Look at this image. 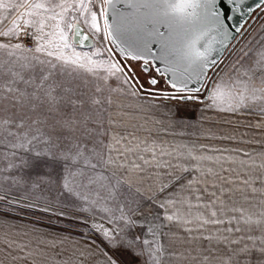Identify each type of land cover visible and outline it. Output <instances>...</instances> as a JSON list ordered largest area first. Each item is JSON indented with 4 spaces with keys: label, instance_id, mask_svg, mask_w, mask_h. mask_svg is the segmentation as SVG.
Returning a JSON list of instances; mask_svg holds the SVG:
<instances>
[{
    "label": "snow or ice",
    "instance_id": "obj_1",
    "mask_svg": "<svg viewBox=\"0 0 264 264\" xmlns=\"http://www.w3.org/2000/svg\"><path fill=\"white\" fill-rule=\"evenodd\" d=\"M0 9V264H264V150L164 139H235L189 102L264 134V38L218 59L264 0Z\"/></svg>",
    "mask_w": 264,
    "mask_h": 264
},
{
    "label": "crops",
    "instance_id": "obj_2",
    "mask_svg": "<svg viewBox=\"0 0 264 264\" xmlns=\"http://www.w3.org/2000/svg\"><path fill=\"white\" fill-rule=\"evenodd\" d=\"M252 37L253 36H251V38ZM243 48H245V46H243ZM239 54L240 52L236 55V57ZM236 57L234 58L233 61H235ZM156 103L167 104L169 102L168 101H156ZM172 103H175V102H172ZM193 105L194 104H192L191 102L187 104L182 103L180 105L178 109V120L181 123L191 124L194 127H199L202 124L204 129L211 128L217 137L218 135L230 134V135H233L235 139L232 141H227V140H220V139L208 140L203 137L196 139L195 137H171V136H165L164 139L177 142V143H180V142L189 143V144L196 143L197 145L207 144L211 146H260L259 144H256V143L248 144V143H242L241 141L242 140L247 141L250 138L264 140V134H261L259 129L254 130L250 128V125H255L261 121L262 118L258 116L257 114H254V115H250L246 113L237 114V115L217 114L214 111L205 110V109H199L195 112ZM204 115L212 117L213 120L212 121L203 120L202 117ZM225 120H231L234 123L227 124V123H224ZM216 121H219V123H216ZM98 222H103V221H98ZM96 238L97 240L100 239V237L98 236ZM145 259L146 257L141 258L140 264H144ZM149 264H150V261H149Z\"/></svg>",
    "mask_w": 264,
    "mask_h": 264
},
{
    "label": "rangeland",
    "instance_id": "obj_3",
    "mask_svg": "<svg viewBox=\"0 0 264 264\" xmlns=\"http://www.w3.org/2000/svg\"><path fill=\"white\" fill-rule=\"evenodd\" d=\"M3 14H5V13L3 12L2 9H0V15H3ZM246 35H247V37L243 40L242 45L240 46L238 51H236V53L233 55L231 60L226 64L224 69H226L227 67H229L231 65V62L234 60V58L240 52V49L243 48V46H245V48L256 46V45H258V42L261 40V38H264V14H261L258 17V19L255 21V23L249 28V30L247 31L245 36ZM251 36H253V37L251 38ZM253 38H254V40H253ZM237 58H238V56L236 57V59ZM234 62L235 61H233L232 63H234ZM136 71L138 74H141L138 66H137ZM193 106H194L195 112L199 109H205V106L203 104H194ZM246 114L254 115V114H256V112H251V113H246ZM218 136H221V135H218ZM216 140H218V139H216ZM215 147H219V148H242V149H246V150L255 149L256 151L264 150V149H261V146H215Z\"/></svg>",
    "mask_w": 264,
    "mask_h": 264
},
{
    "label": "water",
    "instance_id": "obj_4",
    "mask_svg": "<svg viewBox=\"0 0 264 264\" xmlns=\"http://www.w3.org/2000/svg\"><path fill=\"white\" fill-rule=\"evenodd\" d=\"M249 4H251L253 6V8H255V4L258 2V0H248ZM261 15L260 12H256L255 15H252L250 17H246V19L249 20V23L247 25V28L245 29L244 32L242 33H235L234 32V39L231 41V47L225 51L220 57H218V59H224L227 55H229L233 49L236 47V45L241 41V39L245 36V34L247 33V31L249 30V28L255 23V21L258 19V17ZM236 22L233 21V24H235ZM240 23H243V21L241 20ZM135 63V62H133ZM216 73H213V76H215Z\"/></svg>",
    "mask_w": 264,
    "mask_h": 264
},
{
    "label": "trees",
    "instance_id": "obj_5",
    "mask_svg": "<svg viewBox=\"0 0 264 264\" xmlns=\"http://www.w3.org/2000/svg\"><path fill=\"white\" fill-rule=\"evenodd\" d=\"M246 37H247V35L244 36V37L241 39V41L236 45V47L233 49V51L223 59V64L221 65V69H222V70L224 69V67L226 66V64L231 60V58H232L233 55L236 53V51H238V49L240 48V46H241L242 43H243V40H244Z\"/></svg>",
    "mask_w": 264,
    "mask_h": 264
},
{
    "label": "flooded vegetation",
    "instance_id": "obj_6",
    "mask_svg": "<svg viewBox=\"0 0 264 264\" xmlns=\"http://www.w3.org/2000/svg\"><path fill=\"white\" fill-rule=\"evenodd\" d=\"M138 74V73H137ZM141 75V79L144 80L145 78L143 77V74H140Z\"/></svg>",
    "mask_w": 264,
    "mask_h": 264
}]
</instances>
